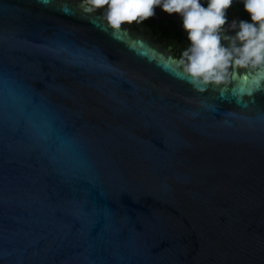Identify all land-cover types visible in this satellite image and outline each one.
<instances>
[{"label": "water", "instance_id": "water-1", "mask_svg": "<svg viewBox=\"0 0 264 264\" xmlns=\"http://www.w3.org/2000/svg\"><path fill=\"white\" fill-rule=\"evenodd\" d=\"M0 264H264V70L199 91L84 0H0Z\"/></svg>", "mask_w": 264, "mask_h": 264}, {"label": "clouds", "instance_id": "clouds-1", "mask_svg": "<svg viewBox=\"0 0 264 264\" xmlns=\"http://www.w3.org/2000/svg\"><path fill=\"white\" fill-rule=\"evenodd\" d=\"M235 0H84L113 29L142 24L156 8L177 14L187 34L179 57L184 76L199 91L227 85L234 72L264 70V0H239L246 19L229 21Z\"/></svg>", "mask_w": 264, "mask_h": 264}, {"label": "flooded vegetation", "instance_id": "flooded-vegetation-1", "mask_svg": "<svg viewBox=\"0 0 264 264\" xmlns=\"http://www.w3.org/2000/svg\"><path fill=\"white\" fill-rule=\"evenodd\" d=\"M229 21L232 19H246L247 14L239 0H235L233 6L227 12ZM142 34L155 40L179 60L182 50L187 47V34L181 26V20L177 14H168L160 8H156L155 15L142 24L128 25Z\"/></svg>", "mask_w": 264, "mask_h": 264}, {"label": "snow or ice", "instance_id": "snow-or-ice-1", "mask_svg": "<svg viewBox=\"0 0 264 264\" xmlns=\"http://www.w3.org/2000/svg\"><path fill=\"white\" fill-rule=\"evenodd\" d=\"M15 111L21 120H27L30 122H35V127L39 135L43 136L45 134V129L48 126V119H44L36 122V113L33 111L32 106L28 103H18L15 105ZM81 216L83 219H87V213L81 210Z\"/></svg>", "mask_w": 264, "mask_h": 264}]
</instances>
